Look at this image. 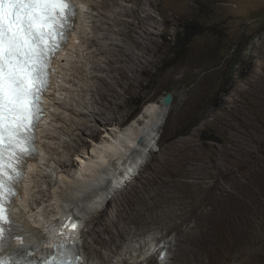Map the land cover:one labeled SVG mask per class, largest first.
I'll return each instance as SVG.
<instances>
[{
  "label": "rangeland",
  "instance_id": "374dc122",
  "mask_svg": "<svg viewBox=\"0 0 264 264\" xmlns=\"http://www.w3.org/2000/svg\"><path fill=\"white\" fill-rule=\"evenodd\" d=\"M145 1L152 4L149 24L141 23L129 29L126 45L134 53L144 54V60L146 54H151V62L137 75L116 71L121 81L117 88L125 94L114 111V119L107 121L93 115L97 109L90 92L94 89L89 74L93 64L80 58L75 49L72 56L77 67L85 68V75L76 86L64 82L71 91L58 94L57 99L59 104L69 100L76 112L57 105L60 108L56 112H68V116L66 112L62 114L70 121L54 119L52 129L59 130L51 132L59 137L42 140L55 158L59 156L55 154L57 148L65 157L71 153L76 159L78 153L92 151L94 145L107 137L103 133L112 126L131 123L146 105L163 102L169 92L174 94L157 147L135 164L129 182L120 184L116 191L110 187L91 200V213L83 220L85 227L78 238L81 249L89 264H159L157 250L166 246L169 261L162 264H191L182 254L177 259L178 245L190 235L198 234L195 244L206 250L204 264H264V0ZM78 3L82 5L80 0ZM126 3L129 9L137 5L133 1ZM137 15L141 17L144 13L140 9ZM125 20L139 21L131 16ZM185 24H192L201 33L185 52L176 56L174 44ZM118 29L115 26L112 32L115 40L120 38ZM138 36L151 45L150 52L145 54L142 47L132 45ZM240 42L245 62L227 86L223 84L226 74L223 58L233 53ZM92 49L86 44L81 54L86 55ZM104 59H100L102 64ZM69 73L70 70L67 76L71 77ZM107 79L114 81L111 77ZM80 112L88 113L87 118ZM71 120L87 130L78 129L76 135L68 133L66 129L74 128ZM80 137L85 147L77 149L76 144L82 142ZM65 144L72 146L71 151ZM80 165L76 160V165L69 168V175L57 168L59 165L53 160L51 166H44L52 175L44 178L39 187L59 197L75 178L73 173L80 170ZM37 177L41 180L43 176ZM216 180L218 187L214 190L211 187ZM99 187H94L95 193ZM34 197L42 198V206L36 208L35 214L41 209L48 215L45 210L51 199L38 193ZM122 202L126 204L125 216L121 218L126 239L119 240L118 248L113 243L111 247L97 243L92 233L96 227L93 214L105 211L102 219L106 223L118 207L122 209ZM148 220L149 223L141 226ZM106 231L103 236L109 240L111 233ZM154 235L159 239L154 241ZM147 241L154 245L151 252L149 247L141 251V243ZM129 245L135 257L144 254L143 258L148 259L152 252L157 254L150 261L129 259L123 255ZM156 245L159 246L154 250Z\"/></svg>",
  "mask_w": 264,
  "mask_h": 264
},
{
  "label": "bare ground",
  "instance_id": "6f19581e",
  "mask_svg": "<svg viewBox=\"0 0 264 264\" xmlns=\"http://www.w3.org/2000/svg\"><path fill=\"white\" fill-rule=\"evenodd\" d=\"M73 1L81 8L80 16H82V21L80 24L81 19L79 20L80 26L78 24L79 27L77 26L71 42L60 55L64 59L59 64V71L56 75L55 85L53 87L54 90L49 96V116L41 129L43 141H45V138L53 140L59 137V135L56 136L51 132L59 130L58 127V129L55 130L52 129L54 119H57V122L58 120H66L68 112L65 111V113L62 111L66 114L65 117L62 112L61 114L57 113V105L63 107L65 105L66 109L68 108V110L70 109L72 112H76V107L73 103H70L69 100V103L64 100L59 104V99H57L58 94L63 95V92L65 93L67 92L66 90L71 89H68V86L65 85L64 82L72 83L76 86V83L81 82L80 80H82V76L85 75V68H80L82 65L77 67L76 59L72 56L75 49L80 58L87 59L93 64L89 73L94 82V89H90V92L93 94L92 103L97 106V109L93 111V115L107 121L114 119V111L120 103V99L123 98L124 93L117 88V83L121 84V81L120 77L115 74L116 71H118L117 73H123V75H128L130 73L137 75L139 72L141 73L147 69L151 62V54H146V52L148 53L151 51V45L147 43L146 39L143 40V37L138 36L133 39L134 44H132L133 46L142 47L147 55L146 60L143 59L145 58L144 54H136L132 49H128L126 45L127 38L130 37L129 29H135L138 25H141V23H143V25L149 24V19L152 15L151 3L146 2L145 0H80V3H82V5H80L78 0ZM127 1H133L137 4L136 7L129 9L126 3ZM140 9L144 13L141 17L137 15L140 14ZM95 11H97V13L93 14ZM126 16L136 17L139 21L138 23L135 21H126ZM115 26L119 27L116 33L120 34V38L117 40L112 38V32L114 31ZM90 33H92V36H89ZM86 44L94 49H92L91 52H87L86 55H82L81 48ZM101 58L102 60L105 58V64L101 63ZM69 70L71 71V73H69L71 74V77L67 76ZM107 77H111L114 81L112 82L108 80ZM53 108L55 111H52L54 110ZM59 108L60 107H58V109ZM171 109L172 107H167L163 102H151L131 120V123L129 122L127 124L126 128H123L124 125L122 124H119V126L113 128V130H111V128V131H107V137H104L100 143L94 145L92 151L85 150L83 153H78L76 159L74 158V154L71 153L65 157L57 148H54L55 154H58L59 156L55 158V156L43 146L42 154L33 159L32 168L29 174L30 181L28 182V193L26 194V199L24 201V207L28 213L26 212L25 215L22 213L17 214L18 222L23 227L22 232L27 234L26 239L24 243L17 244L14 248L22 249L24 251L29 249L34 250L35 252H42L45 249V245L51 243L54 236H56V231L58 229L56 222L61 219L63 220V223L66 222L69 224V218H71L72 223L79 226V232H81V230L83 231L85 227V224L83 226V220L86 218V215L91 213L90 208L93 206L90 203L91 200L94 199L97 194L108 190L110 187L114 188L116 191L119 186L117 184L114 185L113 179L117 180L119 183L122 178L117 177L118 175L121 177L124 173H127L130 175L129 179L132 178L133 175H131L130 172L135 164H138L147 152L154 149V146L157 147L156 144L158 143L161 129L166 125ZM80 113L87 118L88 113ZM71 122L74 123V128L66 129L68 133L76 135V130L78 129L83 132L87 130V127L79 128L76 121L71 120ZM78 139L82 142L77 143L76 148L78 149L82 146L84 148L83 137ZM65 147L68 150L72 149L70 144H65ZM53 160L58 163L59 166L57 168L62 169L61 171L66 173L71 170L69 168L76 165V160L81 164L80 170L77 172L75 170L73 173L75 178H73L72 182L69 181L71 183L68 184L66 191L64 190L63 193L61 192L57 198L52 194H48L47 190L39 187L44 178L52 175L44 170V166H51ZM38 175L43 176L41 180L38 179ZM110 176H112L111 178L113 179L108 181L105 185L102 184L97 190L98 193H95L94 190L96 189L94 187L103 179ZM218 180H216L215 184L211 187L212 189L215 190V188L218 187ZM36 193L43 194L51 199V205H47L46 210L48 211L44 209L48 215H45L44 211L41 209L39 214H35L37 210L36 208L39 209L42 206L40 205L42 204V198L34 197V194ZM43 201L45 200L43 199ZM35 204H38V206L36 207ZM121 207L122 209L119 207L117 208L106 223H104L102 219V215L105 211L103 213L96 212L93 214L94 218H96L94 220L96 227L92 233L95 235V241L97 243H101L106 247H111V244L113 243L115 244V248H118L121 242L119 240L126 239V229L121 225V218L125 216L124 210L126 204L122 202ZM52 214H54L53 217ZM147 223H149V220L142 223L141 226H144ZM115 228H117V230H115ZM105 230H107V233H111L109 240L105 239L103 236ZM199 237L200 235L193 234L186 240L180 242L178 245L177 259L178 256L182 254L186 262L190 260L191 264H204L206 260V250L198 248L195 244V240ZM158 239L159 237L154 235V241ZM158 246L159 245H156L154 250H156ZM148 247L153 249V243L150 241L141 243V251ZM132 249L131 245H129L123 255H127V258L129 259L134 257L140 262L145 261L143 259L144 254H138V257H135L136 254H134ZM164 249H166V246L157 250L158 257ZM157 251L152 253L151 259L149 260H153ZM128 255H130V257ZM168 258L169 257H167L166 263L169 261ZM87 262L88 264L90 263V261Z\"/></svg>",
  "mask_w": 264,
  "mask_h": 264
},
{
  "label": "snow or ice",
  "instance_id": "6c2138e0",
  "mask_svg": "<svg viewBox=\"0 0 264 264\" xmlns=\"http://www.w3.org/2000/svg\"><path fill=\"white\" fill-rule=\"evenodd\" d=\"M75 16L71 0H0V264H77L75 256L65 254V245H57L51 260L4 254L11 242L24 238L12 236L7 205L14 202L22 166L35 151L34 128L51 58L74 29Z\"/></svg>",
  "mask_w": 264,
  "mask_h": 264
},
{
  "label": "trees",
  "instance_id": "16d2710c",
  "mask_svg": "<svg viewBox=\"0 0 264 264\" xmlns=\"http://www.w3.org/2000/svg\"><path fill=\"white\" fill-rule=\"evenodd\" d=\"M182 29L183 31H180L177 34L176 42L174 44V46L177 48V50L174 51V54H176V56L178 52H185V48L188 47L192 43L193 39L201 33V30L196 31V27H194L192 24H185L182 26ZM241 45L242 43L240 42L234 47L235 50L233 53L227 54L223 58V71L226 72V74L223 75V84H226L227 86H229L235 79V77L239 74V67L245 62L244 51L242 50ZM176 56H174L173 58H175ZM228 78L230 81H228Z\"/></svg>",
  "mask_w": 264,
  "mask_h": 264
},
{
  "label": "clouds",
  "instance_id": "9594fccd",
  "mask_svg": "<svg viewBox=\"0 0 264 264\" xmlns=\"http://www.w3.org/2000/svg\"><path fill=\"white\" fill-rule=\"evenodd\" d=\"M168 94V93H167ZM164 99V98H163ZM130 121H128L126 124H128ZM124 125V127L123 128H126L127 127V125ZM113 128H115V127H117V126H112ZM113 128L111 129V130H113ZM110 130V131H111ZM104 135H107L108 133L106 132V133H103ZM134 169H135V166L132 168V170H131V172H130V174L131 175H133V173H134ZM112 176H110V177H106L105 179H103L99 184H97L98 186H101L102 184H107V182L108 181H110L111 179H113V178H111ZM117 177H119V178H122L120 181H119V183L117 182V180H115V179H113V182H114V185H120V184H122V183H126V182H129V178H130V175L129 174H127V173H124L121 177L118 175ZM80 231V230H79ZM77 232L78 233V237L79 236H81L80 234H81V232ZM152 249H150L149 250V252L151 251ZM167 250H168V248H167ZM153 253V252H152ZM152 253L150 254V256H149V258L148 259H146V258H143V259H145L146 261L147 260H149V259H151V255H152ZM161 255V254H160ZM168 256H169V253H168ZM160 257V256H159ZM158 257V258H159ZM86 259H87V257H86ZM167 260V259H166ZM150 261V260H149ZM158 263H159V260H158ZM160 264V263H159Z\"/></svg>",
  "mask_w": 264,
  "mask_h": 264
},
{
  "label": "water",
  "instance_id": "95a60500",
  "mask_svg": "<svg viewBox=\"0 0 264 264\" xmlns=\"http://www.w3.org/2000/svg\"><path fill=\"white\" fill-rule=\"evenodd\" d=\"M174 101V94L172 92H169L163 99V103L167 106L170 107Z\"/></svg>",
  "mask_w": 264,
  "mask_h": 264
}]
</instances>
